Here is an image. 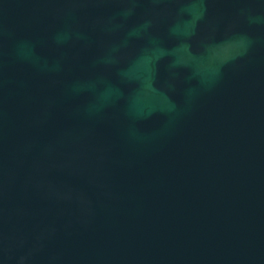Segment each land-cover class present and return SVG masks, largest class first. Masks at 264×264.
Segmentation results:
<instances>
[{"label": "water", "instance_id": "obj_1", "mask_svg": "<svg viewBox=\"0 0 264 264\" xmlns=\"http://www.w3.org/2000/svg\"><path fill=\"white\" fill-rule=\"evenodd\" d=\"M0 264H264V0H0Z\"/></svg>", "mask_w": 264, "mask_h": 264}]
</instances>
